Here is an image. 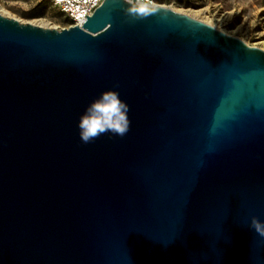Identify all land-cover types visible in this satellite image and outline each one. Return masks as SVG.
I'll return each mask as SVG.
<instances>
[{
	"label": "water",
	"instance_id": "obj_1",
	"mask_svg": "<svg viewBox=\"0 0 264 264\" xmlns=\"http://www.w3.org/2000/svg\"><path fill=\"white\" fill-rule=\"evenodd\" d=\"M0 14V264H264V49L161 5ZM118 85L123 138L78 121Z\"/></svg>",
	"mask_w": 264,
	"mask_h": 264
},
{
	"label": "rangeland",
	"instance_id": "obj_2",
	"mask_svg": "<svg viewBox=\"0 0 264 264\" xmlns=\"http://www.w3.org/2000/svg\"><path fill=\"white\" fill-rule=\"evenodd\" d=\"M163 4L176 12L203 19L249 46L264 49V0H166ZM0 9L42 27L62 29L70 25L48 0H0Z\"/></svg>",
	"mask_w": 264,
	"mask_h": 264
},
{
	"label": "clouds",
	"instance_id": "obj_3",
	"mask_svg": "<svg viewBox=\"0 0 264 264\" xmlns=\"http://www.w3.org/2000/svg\"><path fill=\"white\" fill-rule=\"evenodd\" d=\"M123 3L126 5L123 8L124 13L136 20L144 19L157 12L155 7H149L144 0H123ZM118 87L116 85L115 88L102 91L80 115L78 129L83 143H92L109 133L123 138L130 131L131 120L128 116L130 106L120 98ZM250 227L264 237V221L252 216Z\"/></svg>",
	"mask_w": 264,
	"mask_h": 264
},
{
	"label": "built area",
	"instance_id": "obj_4",
	"mask_svg": "<svg viewBox=\"0 0 264 264\" xmlns=\"http://www.w3.org/2000/svg\"><path fill=\"white\" fill-rule=\"evenodd\" d=\"M70 22L69 26H81L86 20V15L91 16L104 0H48ZM166 0H144L148 6L161 5Z\"/></svg>",
	"mask_w": 264,
	"mask_h": 264
},
{
	"label": "bare ground",
	"instance_id": "obj_5",
	"mask_svg": "<svg viewBox=\"0 0 264 264\" xmlns=\"http://www.w3.org/2000/svg\"><path fill=\"white\" fill-rule=\"evenodd\" d=\"M167 7V6H166ZM0 14L1 15H3V16H5V17H8V18H13V19H16V20H18L19 22H21V23H27L26 21H21V20H19L18 18H16V17H14L13 15H11L9 12H6V11H3V10H1L0 9ZM196 15H194V17H195ZM196 18V17H195ZM202 21H204L205 22V20H203V19H201ZM32 24V23H31ZM35 24V23H34ZM39 25V24H38ZM40 26H42V25H40Z\"/></svg>",
	"mask_w": 264,
	"mask_h": 264
}]
</instances>
